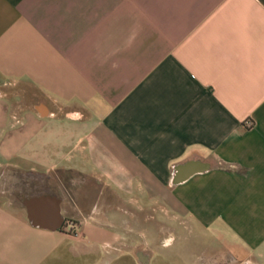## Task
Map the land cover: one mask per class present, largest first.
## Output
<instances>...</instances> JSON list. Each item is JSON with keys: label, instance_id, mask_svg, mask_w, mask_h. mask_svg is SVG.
<instances>
[{"label": "crops", "instance_id": "0c3cea01", "mask_svg": "<svg viewBox=\"0 0 264 264\" xmlns=\"http://www.w3.org/2000/svg\"><path fill=\"white\" fill-rule=\"evenodd\" d=\"M0 264H264V0H0Z\"/></svg>", "mask_w": 264, "mask_h": 264}, {"label": "built area", "instance_id": "2783aa9c", "mask_svg": "<svg viewBox=\"0 0 264 264\" xmlns=\"http://www.w3.org/2000/svg\"><path fill=\"white\" fill-rule=\"evenodd\" d=\"M80 224L79 220L65 219L63 221V230L67 233L77 234V228Z\"/></svg>", "mask_w": 264, "mask_h": 264}, {"label": "rangeland", "instance_id": "374dc122", "mask_svg": "<svg viewBox=\"0 0 264 264\" xmlns=\"http://www.w3.org/2000/svg\"><path fill=\"white\" fill-rule=\"evenodd\" d=\"M173 252H177L178 250H176V249H174V250H172Z\"/></svg>", "mask_w": 264, "mask_h": 264}, {"label": "clouds", "instance_id": "9594fccd", "mask_svg": "<svg viewBox=\"0 0 264 264\" xmlns=\"http://www.w3.org/2000/svg\"><path fill=\"white\" fill-rule=\"evenodd\" d=\"M171 241H169V243H170Z\"/></svg>", "mask_w": 264, "mask_h": 264}]
</instances>
